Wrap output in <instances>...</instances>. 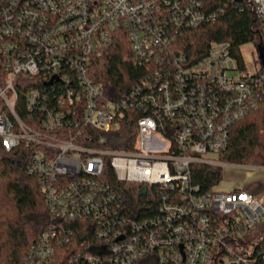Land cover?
<instances>
[{"label": "built area", "instance_id": "obj_1", "mask_svg": "<svg viewBox=\"0 0 264 264\" xmlns=\"http://www.w3.org/2000/svg\"><path fill=\"white\" fill-rule=\"evenodd\" d=\"M264 28V0H253ZM203 0H0V151L30 150L58 221L93 220L96 239L57 258L43 232L24 264H264V200L245 189L203 191L192 164L221 166L231 123L256 106L264 67L240 69L228 44L189 61L181 33L214 18ZM125 34L148 74L118 101L91 74L93 58ZM19 106V108H18ZM19 109V110H18ZM140 109L134 149L103 148V133ZM151 190L158 210L133 218L106 175ZM141 194V193H140ZM69 237L65 238L68 241ZM63 242L62 240L58 241ZM252 247V248H251ZM66 259V263H64Z\"/></svg>", "mask_w": 264, "mask_h": 264}, {"label": "trees", "instance_id": "obj_2", "mask_svg": "<svg viewBox=\"0 0 264 264\" xmlns=\"http://www.w3.org/2000/svg\"><path fill=\"white\" fill-rule=\"evenodd\" d=\"M242 1L203 0L204 11L214 18L181 33L176 50H182L193 62L207 56L211 42H224L228 44L232 57L237 59L238 67L245 69L242 46L250 41L257 47L264 44V28L253 0ZM91 74L103 86L106 96L118 101L148 74V68L136 62L130 40L123 33L94 56ZM256 99V106L228 127V145L219 154L223 163L264 164V88L258 91ZM142 115L140 109L126 111L118 120L117 128L103 133L102 147L133 150L136 122ZM29 154L25 145L8 152L0 151V264H24L32 246L48 230H55L59 236L55 241L59 262L79 251L82 242L96 239L93 220L83 218L65 222L52 216L37 177L28 173ZM104 158L107 177L123 193V210L137 219L160 213L155 205L152 206L157 202L151 194V190L159 191V186L148 188L147 195L140 194L141 185L118 180L110 157ZM192 173L193 182L201 186V190L209 191L221 182L224 171L221 165L198 162L192 164ZM66 237H69L68 241H65ZM59 240L63 242L59 243ZM258 248H264V239Z\"/></svg>", "mask_w": 264, "mask_h": 264}, {"label": "rangeland", "instance_id": "obj_3", "mask_svg": "<svg viewBox=\"0 0 264 264\" xmlns=\"http://www.w3.org/2000/svg\"><path fill=\"white\" fill-rule=\"evenodd\" d=\"M242 53L243 56L245 57L246 64L249 68L251 66L252 67L255 66L258 69L261 68L262 62L259 56L257 44L250 41L249 43L243 45ZM232 165H236V164H232ZM241 167L236 168L230 165L224 166L223 178L221 182L216 185L217 189L226 192L232 191L235 187H242L244 186L245 183L250 181L252 177L255 175V173L253 174L252 170L245 169L243 168V166ZM257 226H258L257 229L252 230L249 233H246L244 236V240L247 241V245L249 247L252 245L254 246L255 244L254 242L257 241L260 237H264V219Z\"/></svg>", "mask_w": 264, "mask_h": 264}, {"label": "crops", "instance_id": "obj_4", "mask_svg": "<svg viewBox=\"0 0 264 264\" xmlns=\"http://www.w3.org/2000/svg\"><path fill=\"white\" fill-rule=\"evenodd\" d=\"M236 168H243L252 170L255 175L252 177L250 181L244 184L242 187H235V189H245L252 192L258 198L264 200V164L262 165H230ZM242 168V167H241ZM236 180V179H235Z\"/></svg>", "mask_w": 264, "mask_h": 264}, {"label": "water", "instance_id": "obj_5", "mask_svg": "<svg viewBox=\"0 0 264 264\" xmlns=\"http://www.w3.org/2000/svg\"><path fill=\"white\" fill-rule=\"evenodd\" d=\"M235 1H238V2H243L242 0H235ZM258 51H259V56L261 58V62H262V65L264 67V44H260L258 45ZM147 187H143L142 190L140 191L141 194H146L147 192Z\"/></svg>", "mask_w": 264, "mask_h": 264}]
</instances>
